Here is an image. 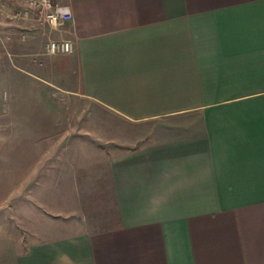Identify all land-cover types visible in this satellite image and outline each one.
Listing matches in <instances>:
<instances>
[{
	"label": "crops",
	"instance_id": "1",
	"mask_svg": "<svg viewBox=\"0 0 264 264\" xmlns=\"http://www.w3.org/2000/svg\"><path fill=\"white\" fill-rule=\"evenodd\" d=\"M57 1L72 20L31 13L11 45L93 116L68 119V166L61 116L38 120L0 202L5 264H264V0ZM53 37L74 51L47 54Z\"/></svg>",
	"mask_w": 264,
	"mask_h": 264
},
{
	"label": "rangeland",
	"instance_id": "2",
	"mask_svg": "<svg viewBox=\"0 0 264 264\" xmlns=\"http://www.w3.org/2000/svg\"><path fill=\"white\" fill-rule=\"evenodd\" d=\"M15 8L16 4L13 3L0 5V202L4 201L6 197V184L8 186L21 184L26 166L39 159L40 149L36 145V139L40 136L37 130L41 125H38L37 122L41 120L40 118L45 117L47 111L52 112V115L56 113V116H61L63 120V166H68L74 160L68 155L71 152L70 143L73 144L69 140V130L72 127H77L78 135L76 137L82 139L83 136L80 135L84 131L81 129L85 126V124H71L68 119L93 116L91 109L85 110L80 106H73L74 99L68 93L58 92L55 95L51 92L47 93L40 79L23 72L22 62L19 59L23 48L21 43H15L12 47L11 36L15 32L16 42L26 40L27 33L20 25L26 17L16 21L12 20L8 16V12ZM57 101L62 104L60 109ZM49 104L52 107L55 105L56 108L46 110ZM27 117H30L31 121L22 125V118L27 120ZM95 143L101 144V141ZM84 160L85 158L79 157L78 163L84 164ZM6 216L8 218V211L1 210L0 230L4 229L3 231L8 224ZM8 236L9 232H0V264H5L7 257L10 256L11 245Z\"/></svg>",
	"mask_w": 264,
	"mask_h": 264
},
{
	"label": "built area",
	"instance_id": "3",
	"mask_svg": "<svg viewBox=\"0 0 264 264\" xmlns=\"http://www.w3.org/2000/svg\"><path fill=\"white\" fill-rule=\"evenodd\" d=\"M0 3L16 4V8L8 12L12 20H18L31 13L37 16L51 27L60 28L74 17L71 6L58 2L57 0H0ZM75 49V43L69 37H53L46 43L45 52L53 54H70Z\"/></svg>",
	"mask_w": 264,
	"mask_h": 264
}]
</instances>
